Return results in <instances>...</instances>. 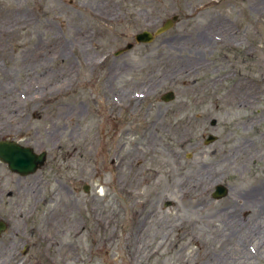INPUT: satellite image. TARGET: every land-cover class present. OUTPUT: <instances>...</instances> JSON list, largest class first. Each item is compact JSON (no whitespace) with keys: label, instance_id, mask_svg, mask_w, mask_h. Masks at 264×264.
Returning a JSON list of instances; mask_svg holds the SVG:
<instances>
[{"label":"rangeland","instance_id":"rangeland-1","mask_svg":"<svg viewBox=\"0 0 264 264\" xmlns=\"http://www.w3.org/2000/svg\"><path fill=\"white\" fill-rule=\"evenodd\" d=\"M98 1L122 20L100 28L88 16ZM223 12L207 0H0V129L47 151L36 172L10 177L11 231L28 222L54 235V255L35 264H220L233 242L245 247L234 260L264 264L246 238L259 219L246 197L264 187L248 121L264 92L255 89L261 105L238 106L232 80L216 79L213 19ZM174 14L155 41L135 38ZM261 20L264 32V8ZM259 40L235 66L264 89ZM127 41L141 44L97 63ZM218 184L227 193L214 198Z\"/></svg>","mask_w":264,"mask_h":264},{"label":"flooded vegetation","instance_id":"flooded-vegetation-1","mask_svg":"<svg viewBox=\"0 0 264 264\" xmlns=\"http://www.w3.org/2000/svg\"><path fill=\"white\" fill-rule=\"evenodd\" d=\"M240 1L241 0H238V2H235V0H207L208 7H214L218 4L222 5L225 11L223 14L221 13L222 18L213 19L217 29L213 31V49L211 51L214 57L210 59V64L214 65L217 69L219 75L216 79H220L222 82L226 79L232 80L231 84L234 85L231 88V92L234 94V97H237L235 100L236 104L240 106L241 102H243L242 105L251 107L252 109V107L261 105L255 102V95L260 94L259 92H264V89L263 87H253L251 78L244 75L241 71L239 72L235 65L239 59L246 62L249 61L252 56H256V52L259 50V45L261 44V40L259 39H262L264 36L261 20L262 8L264 7L250 4V6L245 8L244 1ZM251 1L253 2L254 0ZM91 7L92 8L88 10V16L95 20L100 28H104L114 22L118 23L119 20H122L118 18V12L114 7L106 2L98 1L96 6ZM248 14L251 15L250 22L247 20ZM89 25L92 30L95 29L94 24L90 23ZM82 30H84V28H82ZM136 35H134L135 38ZM254 35L257 36L255 41L251 38ZM123 36L122 32L116 31L114 37L123 38ZM77 42L83 45L82 41L78 40ZM138 44L141 43L127 41L124 47H117L112 57L110 52H104L103 55L98 58L97 63L104 64L110 59L117 60L134 50ZM144 44L147 45L146 43ZM256 46L258 47L257 49ZM145 49H148V47L146 46ZM235 54H237V56H234ZM89 62L90 61H88V63ZM116 63L117 61H115L114 65ZM226 64L228 65L227 68L225 67ZM255 89H259V92H256ZM117 97L119 96L116 95L113 98L116 99ZM118 106L120 105L118 104ZM258 111V114H256L253 110L252 116L249 117L248 121L249 131L257 135V137H254V140L251 141L252 143L254 142L255 145L254 152L250 154L254 157V164L264 161V111ZM21 139L20 136H12V134L6 132L4 128L0 129V143L13 141L19 145L27 146ZM10 167L9 162L0 158V264H35V262H37L36 260L39 262V258H43V255L50 258L54 255L52 249L49 248V245L55 246V239H53L54 235L52 234V236L49 237V234H46L45 236L42 232L43 229H40L41 226L38 224L36 226H31V231L27 230L28 222H25L24 227L18 225L14 232L11 231L13 222L11 220L12 211L10 210V198L12 196L10 177L11 173L16 171H13ZM16 173L20 176L24 175L20 172ZM261 180V182L264 183V178H261ZM260 190H264V187H260ZM257 218H259L258 223L253 225L251 232L248 231L249 233H246V235L248 234L246 238L251 239L249 247L251 253H260V256H264V215H257ZM48 225L51 224H46L44 229H49ZM11 234L13 237H11ZM254 238L260 239L256 246H254ZM44 240L48 243L45 247ZM244 244L246 245L247 243L244 241ZM18 245H20V247H18ZM19 256H23L24 258L19 261V259H17ZM32 258L34 259L33 263L30 261ZM53 259L54 257L51 260V264H53L52 261H55Z\"/></svg>","mask_w":264,"mask_h":264},{"label":"water","instance_id":"water-1","mask_svg":"<svg viewBox=\"0 0 264 264\" xmlns=\"http://www.w3.org/2000/svg\"><path fill=\"white\" fill-rule=\"evenodd\" d=\"M179 19L178 14H174L173 17L168 18L164 21L162 26H160L155 33L151 31L145 30L144 32L136 35V39L140 42H151L158 34L164 33L166 30L175 26V22ZM165 101H170L175 98V94L173 91H169L165 93L162 97ZM215 123V121H213ZM213 135L209 136L207 139V143L214 140ZM47 152H36L30 146H22L13 141H6L0 143V158L4 161L9 162L10 168L13 171L20 172L25 176L29 173L36 172L39 168H41L46 162ZM216 191L213 194V197H223L227 193V188L218 184L216 185ZM85 190L89 191V186L85 185Z\"/></svg>","mask_w":264,"mask_h":264},{"label":"bare ground","instance_id":"bare-ground-1","mask_svg":"<svg viewBox=\"0 0 264 264\" xmlns=\"http://www.w3.org/2000/svg\"><path fill=\"white\" fill-rule=\"evenodd\" d=\"M247 200H249L250 202H254V201H256V203L257 202H259L257 205H255L256 207H259V208H257L256 210V212H257V215L258 216H260V215H264V206H263V203H261L263 200H264V195H263V193H262V191L261 190H256V192H255V194L254 195H248L247 197ZM245 203V205H246V202H244ZM261 203V204H260ZM228 225H226V227L227 226H229L232 222H231V220H232V215H229V218H228ZM235 224H236V222H235ZM259 238L258 239H256V238H254L253 239V242H255V243H259ZM237 244H235L234 242L232 243V245H231V249L229 250V248H228V250H226V254H224L225 256H223L222 257V259L219 261L220 262V264H235V261L236 262H239V264H247V262H249V260H248V258L247 257H245V256H242V253L240 254V257L237 259V260H234L233 259V254H232V252L233 253H236V252H238V254H239V252H243L244 250H243V247L244 246H242V245H238L237 247ZM240 247V248H239ZM264 249V248H263ZM264 253V252H263ZM226 261V262H225Z\"/></svg>","mask_w":264,"mask_h":264}]
</instances>
